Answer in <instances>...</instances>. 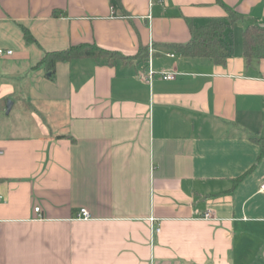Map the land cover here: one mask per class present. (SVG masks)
<instances>
[{"label": "crops", "instance_id": "1", "mask_svg": "<svg viewBox=\"0 0 264 264\" xmlns=\"http://www.w3.org/2000/svg\"><path fill=\"white\" fill-rule=\"evenodd\" d=\"M119 1L0 0V103L21 129L7 134L0 110V264H264V59L166 46L224 6L240 35L264 27V0ZM81 43L127 59L35 67ZM149 43L175 80L145 81Z\"/></svg>", "mask_w": 264, "mask_h": 264}, {"label": "trees", "instance_id": "2", "mask_svg": "<svg viewBox=\"0 0 264 264\" xmlns=\"http://www.w3.org/2000/svg\"><path fill=\"white\" fill-rule=\"evenodd\" d=\"M109 1L121 8L119 0ZM224 8L226 10L224 17L210 18L200 26H195L191 20L186 19L190 30L189 39L184 43L168 44L167 48L187 59L204 58L214 64H224L226 59L233 54L232 29L236 22L243 18L242 14L225 6ZM22 33L26 43L36 42L28 28L22 27ZM241 36L242 58L245 64L250 66L253 60L264 59V27L247 25L243 28ZM139 54L142 58H146V47L140 45ZM77 59H92L100 64L113 66L117 61L126 60L127 57L118 52L103 49L93 43H81L60 51L44 52L35 67H41L47 73L52 74L57 62H70ZM5 105V101L0 103L2 113H5ZM253 140L264 150V138H254ZM250 172L251 169L236 177L233 180V188Z\"/></svg>", "mask_w": 264, "mask_h": 264}, {"label": "built area", "instance_id": "3", "mask_svg": "<svg viewBox=\"0 0 264 264\" xmlns=\"http://www.w3.org/2000/svg\"><path fill=\"white\" fill-rule=\"evenodd\" d=\"M12 54V51L11 50H4V49H0V58L3 57V56H9ZM152 54H153V47H152V44L149 43L148 44V70H147V73H146V76H145V81L148 83V84H151L152 83V80H153V77L155 74H157L159 76V78L161 80H164V81H173L176 79V76L179 74L177 72H174V71H159V72H156L153 68H152V65H151V59H152ZM168 56L170 57H173V54H167ZM259 192L261 193H264V182L260 184L259 186ZM0 199H2V196L0 195ZM39 207H34V211L36 213L39 212ZM77 218L78 219H84V220H87L90 218V215L88 213V211L84 208H81L79 210V213L77 214ZM202 218L204 219H212L213 218V214L209 211L205 212L203 215H202ZM158 230V228L156 229Z\"/></svg>", "mask_w": 264, "mask_h": 264}, {"label": "rangeland", "instance_id": "4", "mask_svg": "<svg viewBox=\"0 0 264 264\" xmlns=\"http://www.w3.org/2000/svg\"><path fill=\"white\" fill-rule=\"evenodd\" d=\"M237 25L233 28L232 30V39H231V43H232V48H233V53H234V50L235 51H239L240 48H241V42H242V33L240 35V32L238 31V28H237ZM1 117L5 120L6 122V126H7V129H6V133L9 134V133H12L14 131L16 132H20V128L16 126V129H15V120H14V117H15V110H13L10 114L8 115H3L1 114ZM17 120V119H16ZM13 128H12V127Z\"/></svg>", "mask_w": 264, "mask_h": 264}, {"label": "water", "instance_id": "5", "mask_svg": "<svg viewBox=\"0 0 264 264\" xmlns=\"http://www.w3.org/2000/svg\"><path fill=\"white\" fill-rule=\"evenodd\" d=\"M11 105H12V102L11 101H7L6 102V105H5V114H8L10 109H11Z\"/></svg>", "mask_w": 264, "mask_h": 264}]
</instances>
